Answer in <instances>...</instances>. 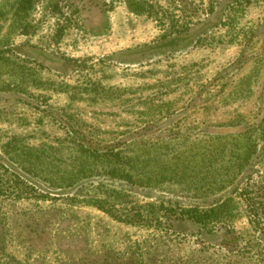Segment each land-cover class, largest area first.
I'll return each instance as SVG.
<instances>
[{
  "label": "rangeland",
  "instance_id": "1",
  "mask_svg": "<svg viewBox=\"0 0 264 264\" xmlns=\"http://www.w3.org/2000/svg\"><path fill=\"white\" fill-rule=\"evenodd\" d=\"M16 1L0 264H264V0H37L23 28ZM111 147L164 181L114 178ZM227 199L222 221L174 230L172 210Z\"/></svg>",
  "mask_w": 264,
  "mask_h": 264
},
{
  "label": "trees",
  "instance_id": "2",
  "mask_svg": "<svg viewBox=\"0 0 264 264\" xmlns=\"http://www.w3.org/2000/svg\"><path fill=\"white\" fill-rule=\"evenodd\" d=\"M36 1L37 0H17L16 1L15 6H14V20L15 22L19 24L18 27L23 28L24 26H26L25 20L28 18L30 12L34 9L35 4L37 3ZM98 1H101L102 7L106 6L107 4L105 2L106 0H96V3ZM136 7H138V5ZM128 51L130 53L135 52L134 50H127L125 52L127 53ZM103 155L106 157H109V160H106V161H108L109 162L108 164L111 165L112 167L111 170L114 175L113 177L124 179L129 186L135 185L136 182H138L136 181L135 176H138L137 177L138 180L147 181L151 183L153 182L159 183V182L164 181V178H162V176H156V177L152 176V174L154 175L156 173L154 170L155 167H153V165H149V164H146L144 166L138 165L134 159H128V158L124 159V157L121 156L120 151L117 150L116 147L109 148L107 153L105 152ZM145 172H146V176H143L142 173H145ZM149 173L151 174V176H147V174ZM171 179L173 180V178ZM183 179H184L183 177H180L175 180L181 182V180ZM127 195L128 194L126 192H123V190L115 189V190H112V193H109L107 197L112 199L111 201L113 202H115L116 200L122 202V199H124ZM229 200L230 199L218 202L214 206H212L210 210H205V211H203L199 207H194V206L189 207L186 209L187 211L183 213V218H181L180 216L178 217L177 210L174 209L172 210V212H169V215H170L169 217H176L175 218L176 222L172 224L174 227L171 224H170V227H173L174 230L178 231L180 230L179 228L182 223H186V221H189V222L191 221V222L197 223L200 226L198 230L204 231L207 228V226H209L208 224L211 220L222 221V218L228 217L227 213H229V211L231 210L230 209L231 205L230 206L228 205ZM124 202H127V201H124ZM99 206L102 207L103 209H106L105 206L102 204ZM136 216L137 215L132 216V217H135L134 221H139V219H136ZM129 219H132V218H129Z\"/></svg>",
  "mask_w": 264,
  "mask_h": 264
}]
</instances>
